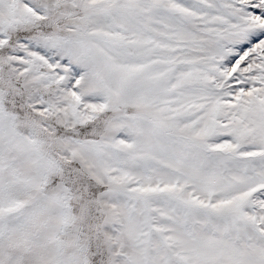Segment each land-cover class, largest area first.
<instances>
[{"label":"snow or ice","instance_id":"snow-or-ice-1","mask_svg":"<svg viewBox=\"0 0 264 264\" xmlns=\"http://www.w3.org/2000/svg\"><path fill=\"white\" fill-rule=\"evenodd\" d=\"M0 264H264V0H0Z\"/></svg>","mask_w":264,"mask_h":264}]
</instances>
